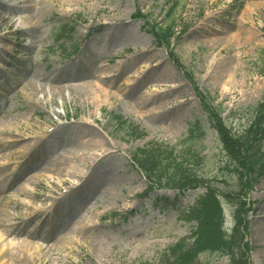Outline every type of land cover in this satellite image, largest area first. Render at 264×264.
Listing matches in <instances>:
<instances>
[{
	"label": "rangeland",
	"instance_id": "1",
	"mask_svg": "<svg viewBox=\"0 0 264 264\" xmlns=\"http://www.w3.org/2000/svg\"><path fill=\"white\" fill-rule=\"evenodd\" d=\"M45 2L34 41L19 16L37 2L0 0V236L30 245L17 263L0 253V264H264V180L255 184L250 168L243 174L240 150L264 123V0ZM173 20L168 41L163 25ZM50 84L63 97H43ZM113 112L140 132L132 138L112 126ZM82 125L121 154L106 161L89 151L84 162L75 146ZM153 144L208 156L207 168H193L197 190L167 186L178 185V169H167L162 185L144 176L132 158ZM51 156L64 158L52 166ZM69 163L86 174L95 168L99 188L62 209L84 178L61 170ZM191 177L179 187H191ZM196 202L206 214L222 207L230 258L190 254Z\"/></svg>",
	"mask_w": 264,
	"mask_h": 264
},
{
	"label": "trees",
	"instance_id": "2",
	"mask_svg": "<svg viewBox=\"0 0 264 264\" xmlns=\"http://www.w3.org/2000/svg\"><path fill=\"white\" fill-rule=\"evenodd\" d=\"M173 24L174 23H171V25L168 27V30L172 28ZM167 31L165 29V32ZM112 119L117 124H119L121 131L125 130L129 136L135 135L134 130L137 127L134 126L132 122L123 120L121 116L116 114L112 116ZM256 137L258 138V141L253 140L248 146L245 143L241 145L240 150L243 153L245 152L244 166L241 164L243 166L241 169L243 170L245 168H250V174L258 181L260 178L264 177V123H260L259 127L256 129ZM164 152L168 154V157H163ZM180 156L174 153V148L165 145H154L147 150L139 149L135 154V159L138 165L144 169L145 174L151 179L163 181L164 178H167V169H178V172L173 176L178 178L181 177V180L179 181L178 185L175 186H179V184L182 183L184 174L187 176H192L189 178V181L193 184V182L197 180L195 176H198L196 175L197 171H195L193 168L206 166L207 157L203 155L200 156L199 153L190 151H186ZM204 195L205 193L203 192V194L198 196V199ZM214 207L215 208H213L207 214V210L201 212L200 208L198 211H195L198 225L196 227V231L194 232L193 238V241L195 242L193 244V246H195V250H191L192 252H190V254H194L198 251L197 254H204L208 252L209 254H217L218 258H230L233 254V251L228 247L229 241L225 240L226 234L223 231V220L221 218L222 209L217 208L216 205ZM189 242L185 244H188ZM188 258H191V256H188ZM174 264H176V262Z\"/></svg>",
	"mask_w": 264,
	"mask_h": 264
},
{
	"label": "bare ground",
	"instance_id": "3",
	"mask_svg": "<svg viewBox=\"0 0 264 264\" xmlns=\"http://www.w3.org/2000/svg\"><path fill=\"white\" fill-rule=\"evenodd\" d=\"M15 1L24 2V3L36 1L37 4L39 5L38 7H36L37 9L34 10L33 13H30L27 15L21 14L19 16V19L22 22H25L28 19L30 22V28L25 29L24 32H28V33L31 32V35L34 38V41H39L38 40L39 35L35 36L34 31H32V30L35 29L34 27L37 24H39V20H40L39 17H41V14L46 11L47 6H45V4H46L45 0H34V1L33 0H15ZM64 1L66 2L67 5H71L73 2L75 4H79L83 0H64ZM102 11L105 12L106 15H116L117 14L116 11H111L107 8L106 9L102 8ZM137 11L139 12L140 9H138ZM7 20H12V17L8 16ZM247 33H248L249 38H251V39L254 38V36H255L254 32L249 30ZM216 40L218 41L220 39H218L217 37L210 39V41L215 42V43H216ZM126 66H127V64H126ZM219 67L224 68V64L223 63L221 64V62H219L216 68H219ZM150 70L151 69L149 68L147 72H149ZM77 72H78L77 75L81 76L86 71L79 70ZM150 74H153V72ZM160 76H161V74H159V73L154 72V74H153V78L160 77ZM219 79H220V76H219ZM50 85L51 86L49 88V91L45 89L44 85H42L40 92L43 94V97H45L49 93H51L53 100L55 99L54 96H56V95L63 97L64 93L59 87L55 88L54 90H51L52 87H54V86L52 84H50ZM142 101H143V98L135 100L134 103L135 104H142ZM50 102H51V100H50ZM51 103H53V102H51ZM169 116H171V115H169ZM174 116H175V118H177L178 114H175ZM29 126L30 125H26L25 127L29 128ZM75 128L77 129L78 133H80V135H79L80 139L78 138V140H81L78 143H76L77 145H75V146L77 147V149H80L82 151L80 153V156H81L80 158H82L84 160V162H86L88 160V158H90L89 153L91 151H96L98 153L101 151L99 156L101 158L105 157L106 161H109L108 157L114 158L115 156H118V154H121V153H119L120 149H117L118 146H114L112 144V142L110 140H107L105 137H103V135H101L99 133L94 134L93 131H91V132L86 131L85 130L86 128H84V125H82V127L81 126H75ZM107 147H109V148L111 147L113 150L109 151L107 149ZM106 153H109L110 155L109 154L107 155ZM77 155H79V154H77ZM52 156L50 158V159H52V166H55L56 163L59 165L60 162L62 161V158H64V157H60V156L54 158ZM82 165H83V163L81 164V166ZM80 168H81L80 166H78L76 164H71V163L67 164L64 168H61V170L68 171L69 173H72V174L79 173L80 176L78 178H81V174H84L83 175L84 178L82 179V181L77 182V180H76V183L71 187V189H75V190L73 192H71L69 195L66 194L68 196L64 195L65 197H62V200L64 201V204L62 205V209L67 208V205H69V204H70V206L77 205V203L79 205L80 202L87 197L88 192L91 193L95 189L99 188V184L94 180V178L98 174V171H96V169L94 168V170H90V172L88 174H86L84 172H81ZM52 170L57 171L56 168H53ZM100 192H102V191L100 190ZM72 194H74L73 197L70 196ZM75 199H78L77 201H79V202L75 203L76 202ZM68 200H70V201H68ZM59 212H63V210L62 211L59 210ZM83 217H84V214L79 216V219H82V222H80V226H79L80 229H84L85 228L84 226L86 225L85 222H87V219L84 220ZM259 227H261V230H262L261 235H263V231H264V222L263 221H261ZM64 240L65 239H63L62 241H64ZM29 246H30L29 244L23 246L21 244H17L14 242H8L6 239H2V237L0 236V253H1V256L11 259L12 262H14V263H17L16 260H20L21 256L26 254V251H28L27 248ZM36 246L40 247V244L36 245Z\"/></svg>",
	"mask_w": 264,
	"mask_h": 264
}]
</instances>
